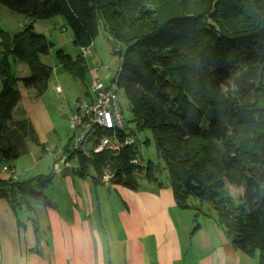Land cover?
Listing matches in <instances>:
<instances>
[{
  "label": "trees",
  "instance_id": "16d2710c",
  "mask_svg": "<svg viewBox=\"0 0 264 264\" xmlns=\"http://www.w3.org/2000/svg\"><path fill=\"white\" fill-rule=\"evenodd\" d=\"M0 4L30 20L12 34L0 28V162L29 154V139L48 155L50 145L40 144L31 120L14 114L22 99L19 81L37 88L41 96L53 73L42 61L53 41L35 32L34 23L62 17L81 49L90 48L104 22L115 43L114 53L122 58L119 87L131 113L128 122H134L139 133L152 131L178 206L191 208V197L208 201L234 247L248 256L259 254L264 264V0H0ZM57 55L73 76L86 77L89 69L82 52L76 58L63 50ZM17 61L30 65V76L16 75ZM133 154L130 147L120 153L80 155V174L103 184L107 162L114 160L111 185L139 189L140 178L165 185L155 176L151 160L147 174H136L137 166L130 162ZM54 164L47 175L0 179V197L25 203L29 196L45 199L41 190L53 181ZM230 186L241 190L236 199ZM199 226L196 222L195 230Z\"/></svg>",
  "mask_w": 264,
  "mask_h": 264
},
{
  "label": "crops",
  "instance_id": "0c3cea01",
  "mask_svg": "<svg viewBox=\"0 0 264 264\" xmlns=\"http://www.w3.org/2000/svg\"><path fill=\"white\" fill-rule=\"evenodd\" d=\"M46 23L45 30H49L51 21ZM35 90L39 98L48 88L41 96ZM19 112L36 127L26 109ZM37 134L40 144L49 145ZM59 141L52 146L70 143ZM40 156L46 157L42 146ZM5 164L13 166L0 162V179L11 177L2 169ZM41 164L38 161L31 167L36 169L34 177L46 174ZM20 174L13 180H21ZM87 176L56 173L41 190L45 199L29 196L28 205L0 197V264H260L259 254L248 256L234 247L214 219L213 209L198 212L195 204L180 208L170 183L132 189L98 184L92 175V183H77ZM57 193L66 198L59 200ZM196 222L200 226L195 230Z\"/></svg>",
  "mask_w": 264,
  "mask_h": 264
},
{
  "label": "rangeland",
  "instance_id": "374dc122",
  "mask_svg": "<svg viewBox=\"0 0 264 264\" xmlns=\"http://www.w3.org/2000/svg\"><path fill=\"white\" fill-rule=\"evenodd\" d=\"M47 20L51 21V28L49 30H45ZM27 22L29 23L30 20L23 13L12 11L9 7L0 4V27L6 31L11 34L18 32L22 26H26ZM58 24L64 26L65 29L59 27ZM34 26L35 32L46 34L53 41L50 53L42 56V61L53 68V73L48 83L47 92L39 98L36 97L35 87L28 88L22 81H19L18 88L22 94V100L14 114L16 118H19L21 115L18 109H26L34 120L35 128H37L36 131H38L37 133H39L42 142H49V145L51 144L50 146H52L54 141L60 140L59 144H67L72 137V131L69 127L70 111L71 109H75V103L77 100H80L79 97L82 99H84L83 97H88L85 92H88L91 75H99L105 81L110 77L113 78L118 73L122 58L114 53L115 43L106 29L105 23L102 22L99 26V34L89 48V54L87 57H84L87 59L89 72L84 79L75 77L60 63L57 55L59 50H63L65 54L76 58L81 52V49L74 44L73 31L66 25L64 19L56 16L45 20H38ZM0 39L2 41L1 37ZM102 65L105 67L102 68ZM14 70L16 75L21 77L30 76L32 73L30 65L26 62L17 61L14 63ZM58 86H61V90L57 89L59 88ZM120 95L125 115L129 120L131 119V113L128 109L127 99L122 92H120ZM130 126L134 129L136 128L134 122H130ZM49 131L51 134H49ZM140 137L142 141L148 140L146 144L144 143V154L147 161L151 160L153 162L155 176L163 183H170L167 163L157 150L152 131L145 129L140 132ZM28 142L31 153L11 161L18 172H25V174L19 173V178L26 180L34 177V170L36 169H32L31 167L38 161H41V170L46 174L53 172L51 159L54 158V155L40 156L41 146H38L31 139ZM5 176H8V174ZM89 176L86 179L78 180L77 183L83 185L85 184V180L92 183ZM150 183L146 178L139 179L140 188L156 186ZM54 184L55 182H53ZM230 192L236 199L241 190L230 186ZM101 193L105 195V192ZM57 195L59 200L66 198V196H60V193H57ZM190 204H195L196 207L201 208L204 212L213 209L212 206H209L210 203L208 201H201L195 197L190 198Z\"/></svg>",
  "mask_w": 264,
  "mask_h": 264
},
{
  "label": "built area",
  "instance_id": "2783aa9c",
  "mask_svg": "<svg viewBox=\"0 0 264 264\" xmlns=\"http://www.w3.org/2000/svg\"><path fill=\"white\" fill-rule=\"evenodd\" d=\"M81 52L83 57H87L89 48L82 47ZM121 71L122 61L118 73L109 82H105L95 75L91 76L88 85L90 99L77 100L75 109L70 115L69 127L72 137L69 147L67 149L66 147H46V152L55 156L54 170L56 173H62L66 167H79L78 157L80 155L91 157L105 151L120 153L133 147L135 154L130 162L137 166L136 174H147L148 161L144 154V142L136 128L130 126L122 104L119 87ZM73 154L75 156L72 157ZM113 165H115L114 160L108 161L102 175L101 181L108 186L111 185L116 175ZM2 169L14 179L19 175L13 166L5 164Z\"/></svg>",
  "mask_w": 264,
  "mask_h": 264
},
{
  "label": "water",
  "instance_id": "95a60500",
  "mask_svg": "<svg viewBox=\"0 0 264 264\" xmlns=\"http://www.w3.org/2000/svg\"><path fill=\"white\" fill-rule=\"evenodd\" d=\"M80 167L74 166V167H66L63 171L62 174H73V175H78L80 174Z\"/></svg>",
  "mask_w": 264,
  "mask_h": 264
}]
</instances>
